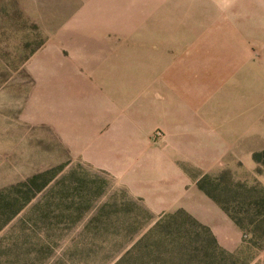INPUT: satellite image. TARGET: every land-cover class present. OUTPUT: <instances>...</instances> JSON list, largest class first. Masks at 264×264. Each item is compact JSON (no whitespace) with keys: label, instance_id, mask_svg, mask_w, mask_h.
<instances>
[{"label":"rangeland","instance_id":"rangeland-1","mask_svg":"<svg viewBox=\"0 0 264 264\" xmlns=\"http://www.w3.org/2000/svg\"><path fill=\"white\" fill-rule=\"evenodd\" d=\"M226 31L198 0H0V264H264V43ZM80 80L96 96L115 85L120 108H190L188 127L160 116L149 142L192 190L208 177L241 227L193 200L214 248L177 210L149 212L83 162Z\"/></svg>","mask_w":264,"mask_h":264},{"label":"crops","instance_id":"crops-1","mask_svg":"<svg viewBox=\"0 0 264 264\" xmlns=\"http://www.w3.org/2000/svg\"><path fill=\"white\" fill-rule=\"evenodd\" d=\"M198 1L201 6L215 8L216 24L227 26L228 32L223 33L231 35L229 40L264 43V0ZM174 72L166 68L161 73L167 91L173 92L176 88ZM100 87L97 88L101 93ZM79 90L77 93L85 106L79 109V120L72 133L77 138L78 154L83 162L109 174L116 187L126 190L131 198L139 199L149 212H199L191 205L193 200L206 202L212 210L216 208L197 187L192 190L193 181L181 166L159 155L149 142L152 124L160 116L170 119L177 129L188 127L190 108H184L180 113L165 108L166 102L176 103L174 97L162 105L153 98H134L128 101L131 105L120 108L123 100L116 96L121 90L113 84L109 87L110 95H105L108 90L96 96L95 89L81 80ZM182 103L188 105L190 102L182 100ZM86 111L88 113L84 114ZM179 133L181 136L182 132Z\"/></svg>","mask_w":264,"mask_h":264},{"label":"trees","instance_id":"trees-1","mask_svg":"<svg viewBox=\"0 0 264 264\" xmlns=\"http://www.w3.org/2000/svg\"><path fill=\"white\" fill-rule=\"evenodd\" d=\"M209 178L206 176H203L200 180H198L197 182V188L203 192L210 200H212L216 205H218L220 207V209L231 219V221L237 226V227H241L240 223L238 222L237 218L232 215L228 209L226 208V206H224V204L222 202H220L217 198L213 197L212 194L210 193V191L206 190L204 187V183L206 181H208ZM233 185V184H232ZM232 187H236L238 189L242 188L243 186L240 184H235ZM243 189V188H242ZM264 192V190H263ZM262 202L257 203L258 206L264 204V199H261ZM26 201V200H25ZM24 201V202H25ZM259 216H263L264 212H257ZM175 215H181L184 217V219H186L192 230H198L200 232H202L206 238L208 239L209 243H211L213 245L214 248H218L216 240L214 238V236L212 235V233L210 232L209 228L202 225L201 223H199L196 219H194L193 217H191L187 212H184L183 210H177L176 212H174L173 216Z\"/></svg>","mask_w":264,"mask_h":264}]
</instances>
